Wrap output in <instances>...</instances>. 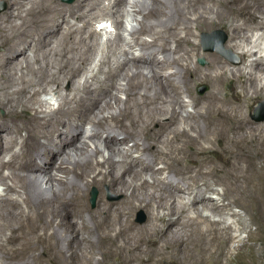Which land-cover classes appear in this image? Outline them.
I'll return each mask as SVG.
<instances>
[{"label":"bare ground","instance_id":"bare-ground-1","mask_svg":"<svg viewBox=\"0 0 264 264\" xmlns=\"http://www.w3.org/2000/svg\"><path fill=\"white\" fill-rule=\"evenodd\" d=\"M3 2L0 264H104L110 258L113 264H170L173 252L195 258V250L196 264H220L231 226H221L225 220L211 219L202 208L221 214L230 205L245 206L246 197L260 213L258 221L264 219V123L248 114L252 102L264 96V55L259 54L264 0ZM126 2L140 18L134 16L138 27L130 24L131 41L119 31L114 36L123 59L103 71L97 86L88 77L76 85L78 61L90 59L96 44L92 18L107 11L119 28ZM218 29L226 32L225 46L241 57L239 63L221 45ZM205 40L219 41L222 52L203 50ZM126 44L139 55H129ZM201 56L203 65L197 61ZM121 70L125 100L105 84ZM65 81L70 91L62 88ZM49 82L60 97L55 109L36 96ZM200 84L207 90L198 94ZM86 123L90 131L82 137ZM118 138L131 141L128 148L139 153L137 159L126 153L115 158ZM216 183L224 185L219 200L207 195ZM104 184L122 199L100 195L90 208L88 187ZM185 192L188 201L180 203ZM136 208L146 210V223L132 220ZM187 226L202 242L188 245L181 235ZM97 252L100 259L94 258Z\"/></svg>","mask_w":264,"mask_h":264},{"label":"rangeland","instance_id":"rangeland-1","mask_svg":"<svg viewBox=\"0 0 264 264\" xmlns=\"http://www.w3.org/2000/svg\"><path fill=\"white\" fill-rule=\"evenodd\" d=\"M55 1H58V2L65 4V5L66 4L71 5L75 2V0H55ZM107 3H108V0L107 1L102 0L100 5L107 4ZM4 7H5V2L0 3V10H2ZM123 8L125 10L123 12L124 14L122 16L124 23H123V26H121L119 28L115 25L113 20L111 21V17H109V13L107 11H104L102 14H99V15L95 16L94 18H92L91 25L93 27L92 26L91 27L93 29H96V34L98 33L97 35H95L97 42L95 41L96 44L93 47V50H92L93 53H91L90 59L78 61V64L79 65L81 64L80 65L81 70H80L79 75L77 77H75V79L77 78L75 80V83H77L76 85H80L84 81V79H86L87 77H88L87 79H89L90 83H94V84H91L92 86H94L96 83L99 84L100 78H101L100 76H102L101 80H103L105 78L103 71H106L108 68H112V69L115 68L116 64H114V63H118L123 59L124 55L122 56V53L120 51L121 48L119 47V45L115 44L114 36H116V34L118 33L117 31H119V33L123 34V36H125L127 40L131 41V35L128 33L129 28H130V24H133V25L136 24L135 26L138 27L136 20H134V18H135L134 16H137L138 18H140V14L134 10L135 7L132 6V3L127 4V2H126ZM124 18L127 19V21ZM69 19H70L71 23L75 22L74 19L73 20H72V18H69ZM82 23H83L82 21L77 22L78 25H81ZM215 32L218 33V39L220 41L222 39H224L222 42V45L224 46V48L229 49L228 47L225 46V42L227 39L226 32L222 29H218ZM206 34L210 35V33H206ZM140 36H141V38L146 39V40L150 39V36L147 34H142V35L140 34ZM112 39H113V41H109ZM112 42H114V43H112ZM205 44L206 45L203 46V43L201 41V48L205 51H213V52H217V53L222 52V49L218 48L219 47V41L217 44L214 42H209V41L207 42V40H205ZM260 46H262V48ZM260 46H259V48H260L259 54L264 55V42L261 43ZM124 47L128 48V45L126 44V45H124ZM2 50H3V47L0 45V52ZM108 50H110V51H108ZM113 50H115V51H113ZM229 50H231V49H229ZM129 51L131 52V54H129V55H132V53H133V55H139L136 47H131L129 49ZM119 55H121V56H119ZM229 56L231 57L232 62L235 64L239 63L241 60V57L236 52H232V50L230 51ZM118 57H120V58H118ZM203 57L204 56L197 58L198 63L201 65L206 63V58L205 57L203 58ZM102 58H104V59H102ZM109 58H110V60H109ZM109 62H111V63H109ZM104 63H105V65H104ZM111 65L114 67H112ZM56 67H57V65L52 66V68H53L52 70L56 71ZM100 68L101 69L103 68V70H101ZM144 71L146 72L147 70L144 69ZM122 72H123V74H122ZM163 72L165 73V72H167V70L166 71L164 70ZM38 74H40V73H38ZM119 74L114 76L111 80H107V82L105 83L107 86L106 85L105 86L107 89H109V91L112 92L113 95L115 94L121 100H125L127 95H126L125 90H123V88L124 87L126 88L127 83H126V79H124L125 76H123L124 71L121 70L119 72ZM56 75H58V74H56ZM93 75H96V76L94 77ZM97 77L99 80L97 79ZM36 78H37V76H36ZM90 78H92V79H90ZM49 83H50L49 85L51 87L48 84H45L44 90L43 91L39 90V92L37 93L36 96H37V98L42 97V98L48 99V101L50 102L49 106L52 109L53 108L55 109L57 107V104H59V102H60V100H59L60 97L58 96V94L54 90H52L53 83L52 82H49ZM97 84L95 86H97ZM116 84H117V86H116ZM34 88L38 89L39 85L34 86ZM62 88L66 91H70L71 90L70 83H68L66 81L63 82ZM49 89H51V90H49ZM76 90L77 89L75 88L72 90V92L77 94L78 90L77 91ZM206 90H207L206 84H200L199 86H197L195 88V92L196 93L198 92V94H201V93L205 92ZM51 91H53V92H51ZM134 97H135V99H139L140 98L139 93L138 94L136 93V95H134ZM184 99H185L184 101L186 103H188L186 101L187 98L184 97ZM186 106H187V107H185L186 110H189V111L192 110V108L189 104H187ZM248 114L252 120H254L256 122H263L264 123V96L256 98L252 102V104L249 106ZM89 128H90V124L86 123L84 126V129H83L84 131L82 132V134H83L82 137H85L86 134L89 133V131H90ZM23 134H24V131H21L19 136H23ZM20 139H21V137H18L19 141H20ZM90 142L91 141H89V146L92 147L93 143L91 144ZM117 142H118L117 146L121 147V150L118 154L115 155V158H119L120 157L119 154H123V153H126L127 155H129L133 159L138 158L139 153H137V151H135V150H130L128 148V146L131 144V141L126 143L124 140H122V138H118ZM17 144L14 145L15 147L13 146L14 147L13 149L18 148ZM98 144L100 145V147L103 146V144L101 142H98ZM204 145L207 146L206 144H204ZM214 147L220 148V145L215 143ZM100 156H102V155L98 154V159H101ZM6 158H8V155H5V159ZM143 161H146V160H143ZM256 163H257V165H260L259 161H257ZM160 165H161V163H155V167H159ZM6 171H7V169H3V172L6 173ZM167 176L168 175H163V177H164L163 180H166L168 177L169 178L167 180H169L172 175L168 176V177ZM143 177H145L149 181L152 180V178H150V175L148 173H146V174L143 173ZM8 181L10 182V180H8ZM243 185H245V184L243 183ZM3 186L4 185L0 183V193H3ZM93 187H95L97 190V196H96V200H95L94 205H92L90 202V191ZM213 187H214L215 191L209 192L207 195L209 197H212V199H214V200H219V197L224 190V185L220 184V183H216L213 185ZM246 187L250 191V186L246 185ZM263 191H264V189H263ZM86 194H87L88 205L90 208H93L97 205V200L100 197V195L104 196L103 198L107 199L109 201H119L122 199V194L120 192L116 193V192L112 191L107 184L102 185L101 188L96 186V185H91L90 187H88ZM10 195L14 196L13 193L12 194L10 193ZM235 195L240 196V193H237V194L235 193ZM181 197H182V199H181ZM242 199L244 200L245 206H241L238 204L230 205L221 214H218L216 212H212L208 208H205V209L202 208L203 210H201L203 214H205V215L208 214V216H210L211 219H214V220H222L223 219V220H225L223 222H219V224L221 226L224 225V223H225V225H228L229 227L231 226L228 229V231L230 230L229 234L231 235V238L227 239L224 243L225 250H224V255L221 257L220 264H264V219L260 220L261 222L258 221L259 220V214H260L259 212H257L258 210L251 204L250 200H248L246 197H242ZM178 200H179V202L181 201L180 203L187 202L188 201V194L186 192L181 193V195L178 196ZM232 206H234V207H232ZM134 211L135 212H133V214H132V220L135 221L137 224H143V223H146L148 221V215H147V212L145 209L136 208ZM187 211H188V214L191 213L190 215H192V213H193L192 210H187ZM84 214H85L84 215L85 219H87V213H84ZM146 219H147V221H146ZM184 219H186V218H184ZM243 222H245V223L248 222L247 223L248 227H244L243 224H245V223H243ZM199 227L204 228L205 223L204 222L201 223ZM190 228H191L190 226H187L186 228H183L181 230V235H183V236L185 235L184 237H188V238H186L188 240V245H190L191 240L192 241L193 240L198 241L199 243L202 242L201 238L198 236V233L191 232ZM245 228H246V230H245ZM196 234L198 237L196 236ZM94 236H92V237H94ZM196 239H198V240H196ZM228 240H230V241H228ZM193 254H194L195 258H198L196 250L193 251ZM94 255H95L94 256L95 259H100L102 256L100 252H97ZM168 258H170L169 259L170 264H189V261H190V264L191 263L196 264V262H194L195 258H192V257H190V255H187L186 253L184 254L183 252H178V253L173 252L171 254V256H169ZM112 259L113 258L105 260L104 264H113L114 259H113V261H112Z\"/></svg>","mask_w":264,"mask_h":264},{"label":"water","instance_id":"water-1","mask_svg":"<svg viewBox=\"0 0 264 264\" xmlns=\"http://www.w3.org/2000/svg\"><path fill=\"white\" fill-rule=\"evenodd\" d=\"M223 40H224V39H222V40L220 41L221 45H222ZM96 196H97V190H96L95 187H93V188L91 189V191H90V202H91L92 205L95 204ZM142 219H143V218H142Z\"/></svg>","mask_w":264,"mask_h":264}]
</instances>
